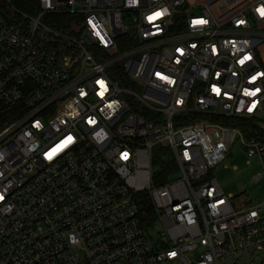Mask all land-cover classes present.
Here are the masks:
<instances>
[{
  "label": "built area",
  "instance_id": "1",
  "mask_svg": "<svg viewBox=\"0 0 264 264\" xmlns=\"http://www.w3.org/2000/svg\"><path fill=\"white\" fill-rule=\"evenodd\" d=\"M36 3L0 0V264H254L264 196L211 170L235 142L264 165V0Z\"/></svg>",
  "mask_w": 264,
  "mask_h": 264
},
{
  "label": "rangeland",
  "instance_id": "2",
  "mask_svg": "<svg viewBox=\"0 0 264 264\" xmlns=\"http://www.w3.org/2000/svg\"><path fill=\"white\" fill-rule=\"evenodd\" d=\"M136 92L141 95L142 89L138 87ZM257 175L261 178L254 182L253 178ZM211 176L217 180L224 195H231L234 198L236 206L253 205L264 196V165L256 157H247L238 142L234 143L229 156L211 170ZM175 179L176 173L169 181ZM253 263L264 264V254L254 259Z\"/></svg>",
  "mask_w": 264,
  "mask_h": 264
},
{
  "label": "trees",
  "instance_id": "3",
  "mask_svg": "<svg viewBox=\"0 0 264 264\" xmlns=\"http://www.w3.org/2000/svg\"><path fill=\"white\" fill-rule=\"evenodd\" d=\"M10 3L21 13L34 16L37 13L36 0H10ZM247 126L245 121L238 122V127ZM153 183L163 184L176 172L174 159L166 149H158L152 160ZM138 219L142 228L148 229L156 223V215L149 198L146 195L138 196Z\"/></svg>",
  "mask_w": 264,
  "mask_h": 264
},
{
  "label": "snow or ice",
  "instance_id": "4",
  "mask_svg": "<svg viewBox=\"0 0 264 264\" xmlns=\"http://www.w3.org/2000/svg\"><path fill=\"white\" fill-rule=\"evenodd\" d=\"M261 15H264V9H260L259 10ZM157 17L162 15V13H156L155 14ZM154 17H149V19H153ZM198 23H205V21H198ZM246 59H250V57H246ZM241 63H243V61H241ZM218 91V90H217ZM254 95V93H252ZM255 105H253L254 107ZM252 109L249 108V111H251ZM72 142V137H68L66 141H64L61 145H59L56 149H54L51 153L48 154V158L51 159L53 155L56 154V152L60 151L63 147H66L67 144Z\"/></svg>",
  "mask_w": 264,
  "mask_h": 264
},
{
  "label": "crops",
  "instance_id": "5",
  "mask_svg": "<svg viewBox=\"0 0 264 264\" xmlns=\"http://www.w3.org/2000/svg\"><path fill=\"white\" fill-rule=\"evenodd\" d=\"M249 205H251V204H249ZM245 206V205H244ZM248 206V205H247Z\"/></svg>",
  "mask_w": 264,
  "mask_h": 264
}]
</instances>
